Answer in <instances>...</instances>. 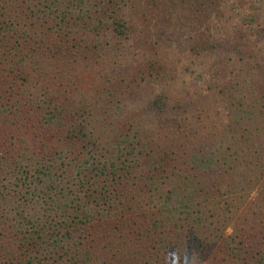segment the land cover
<instances>
[{
    "label": "rangeland",
    "instance_id": "1",
    "mask_svg": "<svg viewBox=\"0 0 264 264\" xmlns=\"http://www.w3.org/2000/svg\"><path fill=\"white\" fill-rule=\"evenodd\" d=\"M94 1L81 5L92 10ZM193 1L118 0L110 8L122 17L125 32L107 26L93 35L57 22L54 6L74 0H0L2 17L17 14L16 28L26 31L20 49L35 52L20 53L24 58L13 64L12 79L0 59L3 241H10L15 211L35 208L23 201L19 162H29L30 172L60 164L59 130L45 132L40 118L43 102L57 100L65 116L75 109L92 116L98 142L129 130L147 144L134 165H122V182L110 193L112 210L86 219L89 231L79 237L74 264L157 259L158 227L149 225L145 235L139 227L152 221L151 205L184 173L196 182L199 193L193 198L201 200L205 221L206 244L193 257L195 264H230L241 246L245 255L264 248V0ZM178 8L181 16L173 13ZM11 30H0V58L9 56ZM88 34L95 36V47L84 39ZM196 144L222 152L224 163L216 159V170L187 172L186 150ZM77 150L79 144L65 152L69 163L57 169L63 168L62 177L74 174L71 155ZM52 197L60 205L70 202L71 193L59 190Z\"/></svg>",
    "mask_w": 264,
    "mask_h": 264
},
{
    "label": "trees",
    "instance_id": "2",
    "mask_svg": "<svg viewBox=\"0 0 264 264\" xmlns=\"http://www.w3.org/2000/svg\"><path fill=\"white\" fill-rule=\"evenodd\" d=\"M51 1L48 0L49 4ZM74 1L62 6H54L57 22L70 28L69 30L93 31V35H97L102 32V28L108 26L114 33L125 32L127 25L122 17L116 14L115 9L110 8V5H115L118 0H95L92 4L96 5V8L92 10L90 6L83 7L82 0ZM3 9L4 5L0 3V30L3 28L8 30L11 27L12 30L7 38H12V42L5 51H8L9 56L4 53L5 58L0 59H5L4 69H6L7 77L12 79L16 76L15 70L12 69L13 64L21 65V59L24 58H20V53L33 56L35 52L32 48L28 51L29 46L27 51L20 49L22 48L20 40L26 35V31L24 28H16L17 14L11 18L2 17ZM44 12L52 13L51 8H47ZM181 12L182 10L178 8L173 13L181 16ZM20 35H22L21 38H19ZM93 35H85L84 39L95 47L96 44L91 40L95 38ZM2 37L1 35L0 41ZM80 39L77 38L76 43ZM17 52L19 53L13 58ZM41 108L43 110L40 118L43 119L45 132H51L53 128L59 130L56 137L62 140L59 150L60 164L57 166L48 164V167L44 169L33 167L30 172L29 162L24 164L19 162L18 166L22 165L20 166L22 174L20 183L25 184L26 195L22 196L23 201L34 202L35 208L32 207L31 211H15L10 241H3V233H0V264H74L77 262L74 255L79 237H83L89 231L86 219L96 213L106 215L107 211L112 210L109 208L113 205L114 196L110 193L122 182V165H134L140 150L147 145L136 131L129 130H119L114 139L104 140L103 143L98 142L99 135L95 133L91 124V121L94 122L92 116L84 112V109L71 110L73 114L65 116L67 111L63 101L43 102ZM77 144L82 150H77V154L71 155V158L76 160L73 164L74 174L62 177L63 168L57 169L60 165H68V159L64 160L65 152L67 153ZM187 149L184 161L187 172L197 169L216 170L213 169L216 159L221 160L220 165L225 161L222 152L215 155L213 151L203 150L200 144ZM179 157L181 160L183 155L180 154ZM125 169L128 170V168ZM106 180L109 182L106 183ZM195 183L188 177V173H184L178 177L176 184L166 187L161 192V197L156 198L154 206L151 205L154 207V211L151 209L152 221H142L143 225L140 224L139 230L145 228L143 230L145 235L149 225L158 227L160 235H157L156 239L159 244L155 247V253L159 252V256L157 259L154 257L152 260H144V264H171L173 256L170 250L176 254L179 264H194L193 260L196 259H193L192 253L203 252L206 242L201 228L205 221L203 222L200 216L201 200L193 198L199 193ZM68 189L71 193L70 202H64V206L62 202L58 205L52 196L59 190ZM90 195L91 197H88ZM143 204L150 206L145 202ZM237 249V254L234 253L231 256L230 264H264V248L257 247L249 255L244 254L247 250L244 246ZM185 251L188 253L187 257H185Z\"/></svg>",
    "mask_w": 264,
    "mask_h": 264
},
{
    "label": "clouds",
    "instance_id": "3",
    "mask_svg": "<svg viewBox=\"0 0 264 264\" xmlns=\"http://www.w3.org/2000/svg\"><path fill=\"white\" fill-rule=\"evenodd\" d=\"M170 254L173 256L171 264H179L178 259H176V254L174 252H172L171 250H170ZM187 255H188V253H187V251H185V257H187ZM192 256L197 257V256H199V253L193 252ZM194 264H195V262H194Z\"/></svg>",
    "mask_w": 264,
    "mask_h": 264
}]
</instances>
